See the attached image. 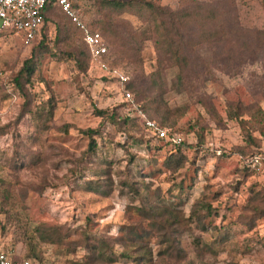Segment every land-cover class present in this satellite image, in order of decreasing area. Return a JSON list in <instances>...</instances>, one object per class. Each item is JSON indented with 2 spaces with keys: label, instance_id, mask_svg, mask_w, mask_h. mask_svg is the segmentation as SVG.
I'll use <instances>...</instances> for the list:
<instances>
[{
  "label": "rangeland",
  "instance_id": "obj_1",
  "mask_svg": "<svg viewBox=\"0 0 264 264\" xmlns=\"http://www.w3.org/2000/svg\"><path fill=\"white\" fill-rule=\"evenodd\" d=\"M71 2L134 100L162 98L146 117L182 135L183 164L128 115L121 87L53 7L32 46L0 39V246L42 264H86L103 242L96 264H264V51L252 45L254 59L226 69L202 48L178 66L157 53L142 17ZM230 2L240 28L264 30V0ZM30 56L34 77L17 78ZM95 185L107 196L87 191Z\"/></svg>",
  "mask_w": 264,
  "mask_h": 264
},
{
  "label": "trees",
  "instance_id": "obj_2",
  "mask_svg": "<svg viewBox=\"0 0 264 264\" xmlns=\"http://www.w3.org/2000/svg\"><path fill=\"white\" fill-rule=\"evenodd\" d=\"M230 1L231 0H215L213 2H205L197 0H180L179 7L176 10L158 6L150 1L143 0H129L127 2L98 0V3L102 8L113 10L118 13L138 15L142 17L143 20L148 21L149 28L146 34H148L149 39L155 36L154 43L157 53L168 62H172L178 66L180 63L181 65L187 66V61L191 53L198 54V49L205 48L213 53L212 57L216 63H224L227 69L229 67L227 63L231 61H239L237 64L240 65L248 59H254L251 58L253 56L250 54L252 45H255L258 51H264V30L249 31L240 28V24L235 15V8ZM53 7H57L55 0H50L43 12L44 21L42 30L47 24V13H49ZM146 14L147 16H145ZM39 37L40 35L37 36L29 46H32ZM2 38L6 37L1 36L0 39ZM81 39L86 48L88 57L90 58L89 49L83 40L82 33ZM202 66H205V64ZM36 71L35 57L30 56V58L23 62L17 78H25L26 81H30V79L34 77ZM129 85L130 82L125 86L128 91ZM141 87L140 94L146 95L147 87L145 86L144 88L143 84ZM132 100L145 118H147L146 114L150 113L152 116H158L162 112V98H159V96L154 97L153 100L148 103V106L147 104H138L134 100L133 95ZM123 102H125L127 106L129 105V102L124 100ZM100 114H102V112H100ZM112 115L113 114H111V116ZM50 116L51 113L49 112L45 119H48ZM126 120L129 119L126 118ZM136 120L143 126L141 119ZM161 120V124L157 123L155 120L152 121L161 128L170 129L167 125L168 119ZM155 140L156 142H161L157 139ZM184 145L183 140L180 145L171 148L172 154L178 151L177 154L179 156L174 154V160L172 161L178 168L183 164L184 156L181 155L180 148L184 147ZM95 186L96 187H89L87 191L101 195L104 194V197L107 196V194L101 192L102 190L98 185ZM58 241H61V239L57 240V242ZM106 247L104 242L101 243V245L97 244L92 246V255L88 257L86 264H96V262L102 261L99 259L104 257ZM127 255L128 254H121L122 257H128ZM116 261V259L109 260L111 264Z\"/></svg>",
  "mask_w": 264,
  "mask_h": 264
},
{
  "label": "built area",
  "instance_id": "obj_3",
  "mask_svg": "<svg viewBox=\"0 0 264 264\" xmlns=\"http://www.w3.org/2000/svg\"><path fill=\"white\" fill-rule=\"evenodd\" d=\"M50 0H0V37L16 36L25 46H29L40 35L43 28V12ZM56 6L82 33L83 40L89 49L90 60L105 77L115 80L121 87L120 93L124 101L129 102L127 113L131 117L141 119L147 132L155 139L169 147L178 146L183 142L181 134L167 128L159 127L154 121L145 118L133 103L132 94L125 88L130 77L121 69L112 67L108 62L109 52L99 31L91 30L75 10L71 0H55ZM260 157L250 158L253 168L260 165ZM0 264H42L38 259L18 258L17 255L0 246Z\"/></svg>",
  "mask_w": 264,
  "mask_h": 264
}]
</instances>
